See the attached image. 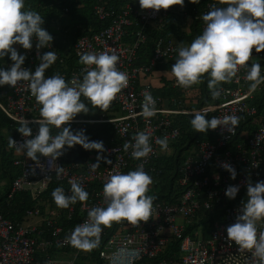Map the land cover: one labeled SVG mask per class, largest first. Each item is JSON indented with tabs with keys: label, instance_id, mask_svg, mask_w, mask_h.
<instances>
[{
	"label": "built area",
	"instance_id": "1",
	"mask_svg": "<svg viewBox=\"0 0 264 264\" xmlns=\"http://www.w3.org/2000/svg\"><path fill=\"white\" fill-rule=\"evenodd\" d=\"M91 1L93 14L106 25L98 31L78 37L73 45L74 55L79 58L80 52L99 53L108 48L116 49L120 56L117 67L128 74L129 84L112 101L119 112L111 116L103 113L95 119L74 117L69 122L70 130H84L87 123H109L116 138L103 143L106 151L100 155L106 159L101 158L98 167H93V163H97L95 149L89 150L88 155L82 159L76 158L79 144L68 148L55 161L38 154L43 170L26 156L24 150L18 151L13 147V164L17 166L18 172L11 182L5 201L10 200L15 192L27 191L34 204L25 210L21 221L11 220L0 212V264H76L79 256L86 251L73 247L65 238L76 225L87 219L88 209L106 206L103 184L107 177L115 172L134 170L143 161L145 171L151 173L152 180L156 182L160 169L154 166L153 161L161 154L171 153V144L180 135L174 117L182 114L183 110L191 112L193 109L206 110L207 118L235 114L239 117V123L229 133L220 126L209 129L214 136L213 141H195V154L187 155L179 167L177 183L184 189L174 203L154 202L152 217L148 221L133 225L122 220L110 233L107 227L104 228L94 264H256L250 250L240 249L234 242H228L225 229L234 222L241 207L240 199L247 197V184L251 182L254 185L257 180L264 179V106L259 111L254 102L264 83L249 94L250 82L245 79L248 69L240 67L231 82L219 85L221 95L218 98L211 96L207 104L190 108L186 106V101L196 99L192 90L193 86L199 84L185 89L176 84L172 75L171 87L179 90L180 96H163L153 93L152 83H140L142 78L151 74L156 65L168 64L171 68L175 63L178 54L176 50L181 47L175 39L156 37L147 63H136L138 51L146 42L143 31L146 26L157 29L162 27L168 14L173 12L185 21H197L203 31L205 21L202 15L210 10V5H224L218 0H199L197 5L190 7L186 1L183 7L171 5L167 9L154 11L141 9L138 0H124L120 7L113 3L115 0ZM203 1L205 3L200 5ZM131 26H134L130 34L131 40L125 41ZM13 46L18 52L26 53L22 67L34 71L40 62L35 46L29 50L23 49L19 44ZM48 50L55 51L58 61L64 63V58L59 56L53 42L52 47L41 48L39 52ZM255 62L260 63L264 73V50L256 53L253 49L248 64ZM55 70L51 74L46 69L45 75L58 73L66 80L73 76L82 79L86 66L81 63L70 67L67 73ZM145 91L150 92L156 100L158 111L151 118L139 114ZM2 95L0 109L13 122L16 131L13 139L18 144L22 143L26 137L17 131L19 121L23 118L28 120L32 134L35 135L39 127L35 120L40 119V105L31 95L27 81H20L15 87L8 85ZM244 117L251 118L250 123L254 128L242 140L231 142ZM50 127L52 135L58 134L59 129ZM140 131L151 134L153 152L147 158L133 159L131 147L125 150L123 145L125 142L134 143V136ZM164 136L169 140L167 149H161L155 143L157 137ZM222 161L235 167V179H231L229 172L221 168ZM57 167L64 169L62 174L57 175ZM70 180L80 183L89 193V198L85 202L77 201L69 208H58L51 192L60 186L66 194H70ZM229 185L240 186L234 199H229L224 194ZM47 190L51 192L48 197H44ZM225 199L231 202L224 208L223 221H215L207 236L202 237L199 230L194 231V235L185 232L186 227L195 221L200 209L208 210L213 204ZM257 228L258 233L264 231V220L257 222ZM170 241L178 242L177 259L163 256ZM67 252L72 253L71 258L53 255Z\"/></svg>",
	"mask_w": 264,
	"mask_h": 264
},
{
	"label": "clouds",
	"instance_id": "2",
	"mask_svg": "<svg viewBox=\"0 0 264 264\" xmlns=\"http://www.w3.org/2000/svg\"><path fill=\"white\" fill-rule=\"evenodd\" d=\"M188 2L198 4L199 0ZM138 3L141 9L159 11L171 5L183 7L185 0H138ZM219 3L224 6L210 5V10L202 15L205 27L201 34L176 50L178 54L171 65V73L176 84L185 89L199 84L207 74V87L215 99L221 95L219 85L231 82L239 68L244 67L248 69L245 79L250 82L248 93L251 94L264 83L260 63L248 64L253 49L256 53L264 50V0H219ZM43 24L44 17L27 8L25 0H0V59L7 55L12 61L7 69L0 67V86L15 87L18 82L27 81L31 95L40 105V119L35 120L39 125L36 134H32L29 121L23 118L17 131L26 139L18 144L10 137L9 147L24 150L26 156L43 170L38 154L55 161L68 148L79 144L85 150H97V163H93V167H98L99 160L106 159L100 155L106 151L103 141L90 140L83 129L70 130L69 122L78 113H88L89 104L105 112L117 94L128 87V74L117 67L120 56L116 49L108 48L99 53H78L80 63L86 66L82 79L73 76L66 80L58 73L46 76L45 70L56 62L57 54L50 50L39 52L41 48L52 47L53 41ZM15 44L26 50L35 46L40 62L34 71L22 67L26 53L18 52ZM143 97L139 114L151 118L158 111L156 100L148 91ZM182 114L190 115L192 128L201 133L218 126L229 133L239 123L235 114L206 118L204 109L183 110ZM50 126L59 129L58 134L52 135ZM150 135L149 132H137L134 143L125 142L123 147L125 150L131 147L133 159L147 158L153 152ZM155 143L161 149L169 146L167 136L157 137ZM220 166L229 172L231 179H235L237 172L231 163L222 161ZM55 171L60 175L64 169L57 167ZM69 183L70 194L60 186L51 192L58 208H69L77 201L85 202L89 198L80 183L76 180ZM152 183L143 161L134 170L110 174L103 184L106 206L88 209L87 219L73 228L66 241L79 250L91 251L99 246L103 229L111 227L113 222L124 220L136 225L148 221L152 217L155 199L148 194ZM239 187L227 186L225 196L234 199ZM246 194L247 200L241 201L234 222L226 226V238L240 249L250 250L256 264H264V231L258 233L257 228V222L264 220V179L257 180L254 185L249 182Z\"/></svg>",
	"mask_w": 264,
	"mask_h": 264
},
{
	"label": "trees",
	"instance_id": "3",
	"mask_svg": "<svg viewBox=\"0 0 264 264\" xmlns=\"http://www.w3.org/2000/svg\"><path fill=\"white\" fill-rule=\"evenodd\" d=\"M123 1L124 0H115L113 3L117 7H120ZM186 1L190 7L192 5H197L188 2V0H185V2ZM25 2L27 8L38 11L40 15L44 17L43 27L53 36L52 42L55 45L56 51L59 52V56L64 58V63L61 64L57 59L56 62L50 66L48 73L51 74L56 72L55 69L63 70V72L67 73L70 67L80 65L79 58L76 57L73 52L74 42L78 37L84 34H91L106 25L105 22L99 20L96 15L93 14L91 0H25ZM204 3L205 1L201 2L200 5ZM185 27L186 21L173 12L168 14L162 27L157 29L146 26L143 30L146 34V42L138 51L136 63H147L152 53L153 42L158 36L173 38L178 43L190 44L191 41L202 32L197 21L192 22L188 30L184 29ZM133 29L134 26L128 28L129 34L125 37V41L131 40L130 34ZM10 62L12 61H10L9 57L6 55L3 59H0V67L7 69ZM154 69L170 70L171 68L168 64H158ZM207 79V74H205L204 79L199 85L193 86L192 95L198 100V106L207 104L211 97L210 90L207 87ZM170 84L171 80L165 82L162 88H154L153 93L163 96H180L179 90L172 88ZM7 89V84L0 86V101L3 99V91ZM81 99L85 98L81 97ZM85 102L88 103L86 99ZM254 102L260 111L264 106V84ZM89 110L90 111L86 114L78 113L76 117L95 119L103 113L111 116L113 113L119 112V108L113 102H111L109 108L105 112L100 111L98 107L96 108L90 104ZM190 119V115L184 114H179L174 117L175 124L180 130V135L176 141L172 142L171 153L161 154L153 161L154 166L160 169L158 180L156 182L153 180V183L149 186L148 194L155 197L153 203L158 201L174 203L176 201V197L184 189L182 185L177 183V179L180 176L179 167L184 158L189 154H195L194 144L197 139L214 140V136L209 130L206 133L195 131L190 124ZM250 120L251 118L249 117H244L241 120L238 133L231 142L242 140L246 134L251 132L254 127L251 125ZM84 131L90 140H102L103 143L116 138L113 127L109 123H87L84 126ZM15 133L13 122L0 109V171L1 176L4 177L3 189L5 190L4 193L0 195V212L11 220L21 221L25 210L34 204L29 192H15L10 200L5 201L11 182L18 172L17 166L13 164L15 156L14 149L13 147H9L8 143L9 138H13ZM88 153L89 150H85L79 145L76 158L78 160L82 159L86 157ZM148 174L150 175L151 173ZM151 177H153V175ZM50 192V190H47L44 193V197H48ZM240 200L246 201L247 197L241 198ZM230 202L231 201H228V199H225L219 203L213 204L208 210L200 209L197 212L195 221L186 227L185 232L194 235L193 232L199 230L202 237L207 236L209 229L215 221H223L224 208L229 205ZM117 223L118 222H113L111 227H107L108 233L116 228ZM97 249L98 247L80 255L76 264H94L97 259ZM163 256L177 259L179 257L178 242L170 241Z\"/></svg>",
	"mask_w": 264,
	"mask_h": 264
},
{
	"label": "crops",
	"instance_id": "4",
	"mask_svg": "<svg viewBox=\"0 0 264 264\" xmlns=\"http://www.w3.org/2000/svg\"><path fill=\"white\" fill-rule=\"evenodd\" d=\"M169 75H171V71L168 69H154L148 77L142 78L140 80V83L143 84V83L150 82L152 83L155 89H159L165 85V82H168L171 80L169 79ZM0 174H1V171H0ZM3 186H4V182L1 187Z\"/></svg>",
	"mask_w": 264,
	"mask_h": 264
},
{
	"label": "rangeland",
	"instance_id": "5",
	"mask_svg": "<svg viewBox=\"0 0 264 264\" xmlns=\"http://www.w3.org/2000/svg\"><path fill=\"white\" fill-rule=\"evenodd\" d=\"M191 20L190 19H188L187 21H186V27L184 28V29H186V30H188V28H189V25H191ZM188 44H183L182 42H180V46H187ZM172 78V73H171V75H169V79H171ZM165 104H167L166 102H164ZM199 103H198V100H196V99H194V100H192V101H186V106L187 107H190V108H198L199 106ZM4 177H2L1 176V174H0V195H2L3 193H4V187H1L2 186V184H3V182H4V179H3ZM53 255H56V257H61V258H71L72 257V253H65V254H63V253H58V254H53Z\"/></svg>",
	"mask_w": 264,
	"mask_h": 264
}]
</instances>
